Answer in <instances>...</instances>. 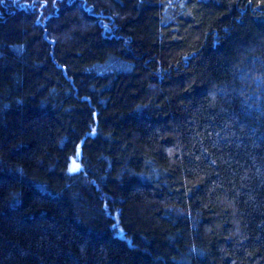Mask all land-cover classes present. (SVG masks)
I'll list each match as a JSON object with an SVG mask.
<instances>
[{
	"label": "trees",
	"instance_id": "obj_1",
	"mask_svg": "<svg viewBox=\"0 0 264 264\" xmlns=\"http://www.w3.org/2000/svg\"><path fill=\"white\" fill-rule=\"evenodd\" d=\"M11 1L0 264H264V0Z\"/></svg>",
	"mask_w": 264,
	"mask_h": 264
},
{
	"label": "rangeland",
	"instance_id": "obj_2",
	"mask_svg": "<svg viewBox=\"0 0 264 264\" xmlns=\"http://www.w3.org/2000/svg\"><path fill=\"white\" fill-rule=\"evenodd\" d=\"M14 3H17L19 6H23L26 8H34L40 10L42 13L41 16H45V14H49L50 12H54L63 3L69 2L70 0H12ZM11 1V2H12ZM2 2V0H0ZM75 160V159H74ZM76 165V164H75ZM74 166V165H73ZM73 166H70V172L74 173L80 170V166L73 170Z\"/></svg>",
	"mask_w": 264,
	"mask_h": 264
},
{
	"label": "snow or ice",
	"instance_id": "obj_3",
	"mask_svg": "<svg viewBox=\"0 0 264 264\" xmlns=\"http://www.w3.org/2000/svg\"><path fill=\"white\" fill-rule=\"evenodd\" d=\"M78 167V165H75L73 166V170H76V168Z\"/></svg>",
	"mask_w": 264,
	"mask_h": 264
},
{
	"label": "water",
	"instance_id": "obj_4",
	"mask_svg": "<svg viewBox=\"0 0 264 264\" xmlns=\"http://www.w3.org/2000/svg\"><path fill=\"white\" fill-rule=\"evenodd\" d=\"M74 163H75V160L72 158V165H74Z\"/></svg>",
	"mask_w": 264,
	"mask_h": 264
}]
</instances>
